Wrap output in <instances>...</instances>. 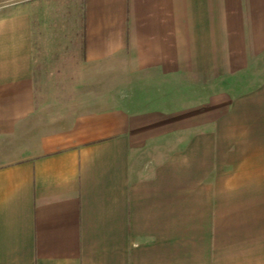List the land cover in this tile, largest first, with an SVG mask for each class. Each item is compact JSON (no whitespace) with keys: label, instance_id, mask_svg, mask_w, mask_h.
<instances>
[{"label":"crops","instance_id":"obj_1","mask_svg":"<svg viewBox=\"0 0 264 264\" xmlns=\"http://www.w3.org/2000/svg\"><path fill=\"white\" fill-rule=\"evenodd\" d=\"M47 2L0 0V264H264V77L217 87L263 64L264 0H79L86 62L198 95L58 121L37 105Z\"/></svg>","mask_w":264,"mask_h":264},{"label":"rangeland","instance_id":"obj_2","mask_svg":"<svg viewBox=\"0 0 264 264\" xmlns=\"http://www.w3.org/2000/svg\"><path fill=\"white\" fill-rule=\"evenodd\" d=\"M78 1L67 4L63 0H48L33 12L41 67L36 82L37 105L46 118L66 120L79 113L114 106L133 112L167 110L177 99L187 98V94L197 98V93L181 86L176 78L157 72L128 78L122 72H114L115 61L86 62L82 55V12ZM263 69L264 62L221 81L217 87L234 92L247 90L263 79Z\"/></svg>","mask_w":264,"mask_h":264}]
</instances>
